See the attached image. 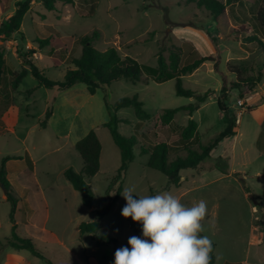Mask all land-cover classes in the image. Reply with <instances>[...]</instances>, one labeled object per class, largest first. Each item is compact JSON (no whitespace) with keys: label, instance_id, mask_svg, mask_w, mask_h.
Masks as SVG:
<instances>
[{"label":"rangeland","instance_id":"obj_1","mask_svg":"<svg viewBox=\"0 0 264 264\" xmlns=\"http://www.w3.org/2000/svg\"><path fill=\"white\" fill-rule=\"evenodd\" d=\"M23 1L0 0V24L13 14L16 3ZM260 2L243 0L242 7H233L237 14L244 11L251 15ZM234 25L227 13L213 19L190 0H72V4L57 2L53 11L46 10L40 2H31L20 33L10 39L0 38L5 59L4 72L0 76V161L3 157H11L6 163V177L16 200V209L17 200L22 204L23 184L31 191L30 203L35 211L32 222L24 225L20 212L14 222L17 223L16 233L30 238L42 257L35 258L24 251L16 255L17 264H76L74 255L81 257L83 248L88 252L93 250L90 234L78 238V224L92 221L93 214L100 216L97 234L117 241L112 247H99L92 252L97 261L108 264L102 258L105 250L127 247L131 235L128 220L131 217L121 215L126 205L121 193L125 188L134 187L140 195H156L167 185L163 174L146 166L152 147L159 142L168 144V160L185 156L186 148L197 149L194 143L184 145L178 136V129L184 127L189 119L197 123L199 143L209 144L224 129L223 115L217 106L221 78L227 87L231 82H237L236 79L260 76V82L264 81V52L245 41L244 35L235 34ZM93 32L98 34L91 40L96 50L105 52L115 48L120 56H130L149 67L156 66L158 51L167 57L169 50L179 46L184 47L182 63L191 61L193 57L188 54L192 49L185 48V42L190 43L199 55H214L215 65L206 62L191 74L181 77L184 89L199 94L209 90L210 96L191 115L178 111L173 118L177 130H172L158 122L157 117L164 109L195 102L192 98L175 94L173 79L162 83L149 80L147 84L119 79L105 91L99 89L94 95H89L82 83L63 91L45 89L38 86L27 72L19 86L15 90L11 88L10 74L24 68L17 51L27 53L34 50L29 57L30 62L50 80L62 81L65 70L73 67L70 64L72 58L81 51L79 39ZM249 33L251 30L246 34ZM258 36L264 41V31L260 30ZM48 37L52 38L51 42L39 48L37 41ZM53 59L60 64L54 65ZM233 72H238V75H233ZM255 88L250 92L257 94ZM104 96L110 105L120 98L136 97L150 116L148 120L140 121L130 107L116 112L120 121L116 124L117 132L123 137H133L135 144L131 149L133 160L127 165L121 180L119 196L109 207V200L114 198L119 184L112 179L121 160L117 145L108 129L102 126L110 120ZM260 96L256 95L258 103L262 99ZM237 97L238 89L230 90L224 102L228 113L234 116ZM49 106L52 107L51 120L45 128H40L38 122ZM255 107L246 106V111L238 119L236 139L230 138L217 145L201 164L203 168H211L213 158L225 155L231 163L229 175L214 179L217 171L206 170L197 179L196 187L200 185L202 188L185 197H180V188L170 187V192L186 206L190 207L201 199L207 201L208 212L203 221L205 231L201 235H207L215 244L214 253L230 263L264 264V136L260 138V153L254 147L256 122L248 112ZM87 130L97 133L103 149L101 168L93 177L85 179L93 193L91 207L96 212L82 204L80 194L63 176L67 168L75 172L81 170L82 161L73 140ZM141 148L147 153L141 154ZM28 156L35 163L34 176H30L33 167ZM19 170H23L25 175H18ZM234 172L245 174L241 178H244L251 194L262 198L256 201V206ZM21 208L24 211L25 205ZM9 213L10 203L4 198L0 185V241L11 235ZM138 224V236L143 239L142 225ZM254 226L257 232L252 231ZM43 228L55 233L60 243L46 236ZM249 240L253 241V246H248ZM6 249L0 250V259ZM18 257L25 259L18 260ZM87 261V264H97Z\"/></svg>","mask_w":264,"mask_h":264},{"label":"trees","instance_id":"obj_2","mask_svg":"<svg viewBox=\"0 0 264 264\" xmlns=\"http://www.w3.org/2000/svg\"><path fill=\"white\" fill-rule=\"evenodd\" d=\"M194 2L197 7L206 10L210 17L216 19L218 16L227 13L231 17V21L235 23L234 33L243 36V39L249 43L255 45L259 50L264 52V41L259 38L258 33L264 31V0H261L255 12L248 15L246 12L237 14L234 10V5L243 6V0H224L220 2L218 0H190ZM31 2H40L43 7L48 11L55 9V4L61 2L63 4H72V0H25L23 2H17L16 8L13 14L8 17L3 23L0 24V38L10 39L14 34L20 33L23 18L30 9ZM96 6V5H95ZM94 6V8H95ZM251 30V33L246 34ZM98 34L93 32L92 35H87L79 39L81 51L77 57L72 58L70 64L72 68H67L64 72L62 81H53L44 75L43 72L30 62L29 57L34 53V50H28L27 53H21L17 51V55L20 59L21 65L24 67L18 73L10 74V85L15 90L27 72L37 81L38 86L45 89L63 91L69 89L76 83H82L89 95H94L97 90L101 89L105 91L109 85L119 79H124L132 83L147 84L149 80L156 83H162L167 80L173 79L174 92L177 96L192 98L194 103L184 105L173 109H164L162 113L157 117V121L171 127L172 130H177V126L173 124L174 115L178 111H186L190 115L196 111L201 103H203L209 96L211 91H206L203 94H199L192 90H187L182 87L181 77L191 74L200 65L206 62H213L216 64L214 55H199L193 46L185 42L183 45L185 48L192 49V52L188 54L189 57H193L191 61L182 63L183 46L169 50L167 57H165L160 51L156 55V66L149 67L141 65L136 59L130 56H120L115 48H109L105 52L96 50L91 45V40L96 38ZM50 37L37 41L39 48L47 46L51 42ZM54 65L60 63L53 59ZM5 59L3 50L0 47V76L4 72ZM27 68V69H26ZM233 75H238V72H233ZM237 82H231L227 87L224 79L221 78L220 93L217 98V106L219 111L223 115L225 127L220 131L217 136L207 145L199 143V134L197 130V123L189 119L187 124L178 129V136L184 145L194 143L197 145V149L186 148V155L183 157H175L168 160L169 145L164 142L155 144L149 154L146 166L153 170H156L163 174L167 183L173 186H177L180 182L179 171L187 168L198 167L205 159L209 158L210 152L218 145V143L226 138L235 135L236 123L235 116L228 113L227 107L224 102L228 99V93L230 90L238 89V98H244L250 93L252 88L257 86L260 82V76L249 79H236ZM235 80V81H236ZM239 81V82H238ZM31 90L29 91V94ZM105 108L109 114L110 120L104 123L102 126L107 128L113 142L118 146L120 150L121 162L117 169V173L112 181L117 180L119 182L113 199L109 200V206L118 198L121 191V180L126 171L127 165L133 160L131 149L135 144L133 137H123L116 129V124L120 122L116 118V112L124 108H132L135 117L140 120H148L150 118L143 108L142 103L138 101L136 97L120 98L114 104L110 105L106 101V97L103 98ZM52 115V107L49 106L44 117L38 122L40 128H45L47 121ZM81 161L82 168L79 172L73 171L71 168H67L63 172L64 178L71 184L72 188L77 191L82 200V204L91 207V201L93 193L88 187L85 179L93 177L99 171L100 151L101 144L93 130L87 132V134L79 139L74 146ZM141 154H146L143 148L140 149ZM11 157H3L0 161V185L3 189L5 199L10 203L9 219L12 224L11 235L0 241V250L5 248H11L14 250H26L33 256L42 258L37 252L34 244L30 238L19 236L16 233V224L14 222V213L16 210V200L11 194V185L6 177V163ZM28 162L31 163L30 159ZM212 167L222 174L229 173V162L227 158L217 157L213 160ZM237 178L243 184L249 199L256 206L257 200H261L257 196L251 194L250 189L245 185L244 178H241L243 174L234 173ZM99 215L91 222H81L78 225V232L80 235L84 233L90 234L97 246L114 245L117 241L114 238L98 235L99 231ZM131 228V236H138L139 224L132 219L128 220ZM127 246H130L127 242ZM215 244L213 243V251L211 255L210 264L215 263ZM115 252L113 253L114 256ZM114 264V259H113ZM227 264H242L240 262L227 263Z\"/></svg>","mask_w":264,"mask_h":264},{"label":"clouds","instance_id":"obj_3","mask_svg":"<svg viewBox=\"0 0 264 264\" xmlns=\"http://www.w3.org/2000/svg\"><path fill=\"white\" fill-rule=\"evenodd\" d=\"M121 194L126 200L121 215L140 223L144 238L129 237L130 248H118L114 264H210L212 240L200 235L205 231L206 200L189 207L170 191L140 195L133 187Z\"/></svg>","mask_w":264,"mask_h":264},{"label":"crops","instance_id":"obj_4","mask_svg":"<svg viewBox=\"0 0 264 264\" xmlns=\"http://www.w3.org/2000/svg\"><path fill=\"white\" fill-rule=\"evenodd\" d=\"M196 50V49H195ZM211 55V54H209ZM202 56H206V55H202ZM204 64V63H203ZM201 66V65H200ZM255 90L257 89L258 90V93L257 94H254V93H249L248 95H246L243 99L246 103V106L248 108H251L253 107L254 105L256 106L254 109L248 111L249 113L252 114L253 116V119L255 120L256 122V126H254L253 128V135H254V147L256 148V150L260 153H262V151L260 150V147H259V143H260V138L261 136H264V81H261L259 84H257V86H255ZM261 95L260 98H262L259 103H258V100H257V97L256 95ZM202 104V103H201ZM200 104V105H201ZM199 105V106H200ZM199 108V107H198ZM51 120V117L49 118V120L47 121V124L50 122ZM224 127H225V124H224ZM198 128V126H197ZM90 131V130H87V131H84L83 133H81L78 137H76L74 140H73V145L75 146V143L81 139L82 137H84L87 132ZM96 133V132H95ZM237 133H238V127H236V130H235V135L233 136H230V137H226L224 139H222L218 145L224 143V141H227L228 139L232 138L233 140L236 139V136H237ZM97 135V133H96ZM115 144V143H114ZM116 145V144H115ZM118 148V146H117ZM56 152H58V148L55 149ZM118 151H119V155H120V150L118 148ZM213 151L210 152V154H212ZM102 153H103V149H102V145H101V151H100V157H99V162H100V167L99 169L101 168V161H102ZM29 157V156H28ZM217 157H224V158H227L228 157H225V155L223 156H217ZM216 157V158H217ZM31 163H32V169H31V172H30V176H34V169H35V163L31 160V158L29 157ZM215 158H213L212 160H214ZM120 160H121V157H120ZM8 162V161H7ZM229 162V160H228ZM202 164V163H201ZM201 164L196 167V168H187V169H182L179 171V176H180V182L177 186H173V185H170L167 183V185L164 187V191H170V187H175V188H180V197H185V196H188L189 193H192L193 191H196L198 189H201L202 187L200 185H197L198 187H196V184H197V179L198 177L202 176V174L207 170H213L214 168L212 167V164H211V168L208 167V168H203L201 166ZM230 164L229 163V168H230ZM215 170V169H214ZM217 171V170H215ZM64 172V171H63ZM229 173H231L229 171ZM228 174H222L220 173L219 171H217V174L214 175V179H219L221 177H225L226 175H229ZM236 173V172H234ZM233 173V174H234ZM18 175L20 176H24L25 175V172L23 170H19L18 171ZM218 175V176H217ZM245 175V174H243ZM32 181L34 183H36L35 179L32 178ZM185 182H188V184L186 183V185L184 186L183 183ZM23 184V183H22ZM71 185V184H70ZM36 188H38V186L36 185ZM39 189V188H38ZM37 189V190H38ZM5 198V196H4ZM31 191L29 190V188L26 186V184H23V197H22V200L20 199L21 203L22 204H19V201L17 200V209H16V212L14 214V218L16 217V215L20 212L21 213V221L24 225H27L28 222H32L34 216H35V211L33 209V207L31 206V203H30V199H31ZM25 205V208H24V211H21V207ZM252 209L255 210V207L252 206ZM91 210L93 212H96V209H94V207H91ZM96 215L93 214V220L95 219ZM15 220V219H14ZM92 220V221H93ZM82 222V221H81ZM80 222V223H81ZM91 222V221H90ZM79 223V224H80ZM15 224H17L15 222ZM78 224V225H79ZM252 231H256V228L255 226L252 227ZM43 232L46 234V236H48L51 240H53L54 242L56 243H60V239L58 238V236L53 233V232H49L47 231L46 229L43 228ZM257 232V231H256ZM85 234H88V233H84L82 235L79 234L78 232V238L79 239H82ZM201 235V233H200ZM92 241H93V250L92 252H96L99 247H112L113 245H108V246H97L95 244V241L93 239V237L91 238ZM259 239V238H258ZM257 239V240H258ZM213 243V242H212ZM92 244V243H91ZM254 243L252 240H249L248 242V246H253ZM127 247H130V246H127ZM216 250V249H215ZM24 251L26 250H14V249H11V248H7L3 254V256L1 257L0 259V264H17L16 262H18L16 260V255L18 254H21L23 253ZM83 255L81 257H78L76 255H74L76 257V261L75 263L76 264H87L88 261L87 260H90L91 262L93 263H97V264H104L100 261H97L92 252H88L87 250L85 251V248H83ZM116 250H105V253L102 255V258L106 259L105 262H108V264H113V259H114V256H113V253L115 252ZM33 256V255H32ZM35 257V256H33ZM36 258V257H35ZM25 259L24 257H18V260H22ZM227 263H230L226 260H224V258H222L221 255H218L217 252L215 253V263L214 264H227ZM236 263V262H234ZM27 264H30V263H27ZM32 264V263H31ZM106 264V263H105Z\"/></svg>","mask_w":264,"mask_h":264},{"label":"built area","instance_id":"obj_5","mask_svg":"<svg viewBox=\"0 0 264 264\" xmlns=\"http://www.w3.org/2000/svg\"><path fill=\"white\" fill-rule=\"evenodd\" d=\"M236 108H237V111H236V114H235V123H237L238 122V119L241 117V115H242V113L244 112V111H246V103H245V101H244V99L242 98H238L237 97V99H236V106H235Z\"/></svg>","mask_w":264,"mask_h":264}]
</instances>
